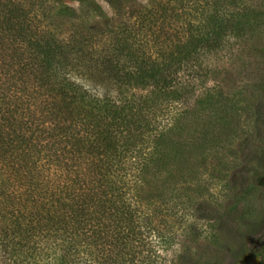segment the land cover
Wrapping results in <instances>:
<instances>
[{"label": "trees", "instance_id": "1", "mask_svg": "<svg viewBox=\"0 0 264 264\" xmlns=\"http://www.w3.org/2000/svg\"><path fill=\"white\" fill-rule=\"evenodd\" d=\"M38 8L0 0V221L10 218L0 243L26 255L41 235L25 229L38 224L99 264H145L146 211H185L192 200L179 193L193 195V178L217 170L208 154L229 149L220 127L199 110L193 118V104L172 106L184 93L177 74L251 27L258 10L248 0H149L94 59L41 29Z\"/></svg>", "mask_w": 264, "mask_h": 264}, {"label": "rangeland", "instance_id": "2", "mask_svg": "<svg viewBox=\"0 0 264 264\" xmlns=\"http://www.w3.org/2000/svg\"><path fill=\"white\" fill-rule=\"evenodd\" d=\"M94 1L96 11L72 0H34L39 5L38 24L65 42L77 41L95 59L112 49L129 11L149 2ZM41 2L49 10L40 8ZM248 2L258 10L252 26L228 36L218 49L201 52L193 70L177 74L184 93L172 106L180 111L193 104V118L199 110L200 116L220 127L229 149L218 146L217 152L208 154L207 161L212 160L217 170L212 176L193 178V195L179 193L182 200H192H186L185 211L163 217L144 212L147 218L141 225L152 226L137 243L145 264H264V184L257 182L264 174V0ZM150 39L147 52L155 54ZM208 94L219 101H206ZM2 219L0 227L10 221L8 216ZM25 231L34 240L41 235L40 242L26 255L0 243V264L100 263L95 255L70 252L46 227L27 224Z\"/></svg>", "mask_w": 264, "mask_h": 264}]
</instances>
